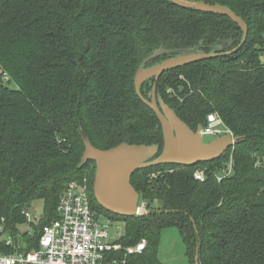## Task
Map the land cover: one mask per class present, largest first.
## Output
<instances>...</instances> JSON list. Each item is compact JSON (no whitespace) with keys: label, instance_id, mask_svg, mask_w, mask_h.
<instances>
[{"label":"trees","instance_id":"1","mask_svg":"<svg viewBox=\"0 0 264 264\" xmlns=\"http://www.w3.org/2000/svg\"><path fill=\"white\" fill-rule=\"evenodd\" d=\"M191 1L234 11L248 24L246 42L151 78L141 93L151 99L156 84L193 130L218 113L240 139L214 161L136 171L131 183L150 213L125 217L96 201L95 162L81 166L82 132L99 149L126 142L157 144L161 153L160 120L135 89L140 66L161 47L173 53L145 67L179 54L233 51L242 28L170 0H0V219L16 241L32 204L42 202L48 224L59 217L66 184L87 177L93 208L125 225L119 242L148 241L129 264H160L169 226L178 227L194 264L197 250L201 264H264V0ZM230 163L231 174L218 181ZM198 168L207 169L203 182ZM33 239L23 249L37 247Z\"/></svg>","mask_w":264,"mask_h":264},{"label":"water","instance_id":"2","mask_svg":"<svg viewBox=\"0 0 264 264\" xmlns=\"http://www.w3.org/2000/svg\"><path fill=\"white\" fill-rule=\"evenodd\" d=\"M175 5L203 13H214L229 17L243 30L244 37L241 44L226 53H189L172 56L156 65L145 67L152 59L173 51L163 47L154 50L135 75V89L141 99L156 113L160 120L164 146L160 153L157 144H129L121 143L110 149L95 147L90 138L82 132L84 153L81 166L94 161L96 166L93 184V194L96 201L105 210L120 216L133 217L148 215L150 211L139 206L140 193L132 185V175L141 169L157 165L195 166L199 163L219 159L230 147L238 141V136L224 134L211 141L205 142L201 133L202 126L195 131L184 122L165 101L157 95L156 84L152 90L151 99H146L141 93L142 84L160 76L169 70L210 59L219 55H228L238 51L246 42L249 27L246 21L231 9L201 1L170 0ZM227 44H223L225 47ZM195 264H201L199 250L195 257Z\"/></svg>","mask_w":264,"mask_h":264},{"label":"built area","instance_id":"3","mask_svg":"<svg viewBox=\"0 0 264 264\" xmlns=\"http://www.w3.org/2000/svg\"><path fill=\"white\" fill-rule=\"evenodd\" d=\"M201 133L203 137L228 133L234 136L218 113L208 115ZM260 165H264V158ZM231 172L232 163L218 181ZM206 175V168H198L194 174L200 182L205 181ZM139 206L148 209L144 201L139 200ZM57 211L59 217L43 225V215L33 217L27 209L26 229L20 230L18 241L8 233L5 219H0V264H129L130 257L142 253L148 245L146 238L131 245L109 242L112 222L93 208L87 177L66 184ZM28 237L33 241L35 238L37 247L27 251L23 248L31 243L25 240Z\"/></svg>","mask_w":264,"mask_h":264},{"label":"rangeland","instance_id":"4","mask_svg":"<svg viewBox=\"0 0 264 264\" xmlns=\"http://www.w3.org/2000/svg\"><path fill=\"white\" fill-rule=\"evenodd\" d=\"M262 60L264 61V55L262 56ZM12 86L14 85L12 84ZM215 138H217V136H204V141L208 142ZM42 210L43 205L41 201L32 204L30 208L33 217L42 216ZM19 228L23 231L26 229V226L23 225ZM124 233V223L112 222L110 226L109 242L119 241ZM157 256L160 264H194L188 253L187 245L176 226L165 227L162 230Z\"/></svg>","mask_w":264,"mask_h":264}]
</instances>
